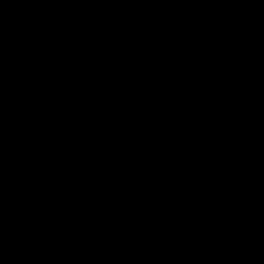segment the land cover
I'll return each instance as SVG.
<instances>
[{
  "label": "crops",
  "instance_id": "obj_1",
  "mask_svg": "<svg viewBox=\"0 0 264 264\" xmlns=\"http://www.w3.org/2000/svg\"><path fill=\"white\" fill-rule=\"evenodd\" d=\"M14 6L0 5V16ZM29 7L26 20L43 13V29L80 39L85 66L103 71L108 96L137 109L118 147L126 155L127 196L111 202L108 220L92 232L114 233L117 251L105 264H264V245L242 238L220 198L228 188L245 192L244 174L264 163V7H250L255 23L247 32L233 23L234 4L223 0H183L160 16L139 0L107 12L84 3L62 23L55 3ZM172 155L191 171L190 187L164 206L143 190L139 173ZM193 205L201 224L185 222ZM126 229L142 242L121 238ZM17 249L22 264H69L59 244Z\"/></svg>",
  "mask_w": 264,
  "mask_h": 264
},
{
  "label": "trees",
  "instance_id": "obj_2",
  "mask_svg": "<svg viewBox=\"0 0 264 264\" xmlns=\"http://www.w3.org/2000/svg\"><path fill=\"white\" fill-rule=\"evenodd\" d=\"M26 24L28 31H13L0 39V99L9 124L0 137V231L10 235L16 247L36 242L60 245L77 232L91 236L108 220L112 204L105 201L109 203L105 210L76 202L72 193L88 175L86 170L78 163L59 172L43 170L32 141L52 114L86 97L101 107L98 121L105 128V152L117 151L127 129L122 111L127 102L108 96L99 67L86 68L80 39L55 35L35 18Z\"/></svg>",
  "mask_w": 264,
  "mask_h": 264
},
{
  "label": "clouds",
  "instance_id": "obj_3",
  "mask_svg": "<svg viewBox=\"0 0 264 264\" xmlns=\"http://www.w3.org/2000/svg\"><path fill=\"white\" fill-rule=\"evenodd\" d=\"M9 0H0V5ZM44 0H15V6L0 16V39L7 38L16 32L28 31L26 18L29 17V5ZM57 5L56 18L62 23L66 12H76L79 4L87 3L90 7L103 12L114 8L123 0H47ZM183 0H139L143 8H147L154 16L170 14L178 3ZM234 4L231 18L240 32L250 31L255 21L249 19L250 7H264V0H223ZM136 8L133 11H143ZM34 10V9H33ZM35 20L47 22V17L40 13ZM124 116L131 121L137 119V109L131 103L122 104ZM101 107L93 100L84 98L71 107L51 115L49 122L42 128V133L35 136L32 148L35 160L47 172H59L70 169L75 163L83 167L88 175L81 178L75 185L72 197L76 202H91L107 210L109 203L105 201H121L127 196L129 182L125 168L124 150L105 152L103 121H98ZM5 106L0 99V137L4 136L9 124L4 119ZM139 119V118H138ZM81 126L82 129H81ZM79 134V135H78ZM78 144V148H77ZM103 169V174H98ZM247 179L246 191L241 193L228 188L220 193L222 207L233 216V228L242 238L252 239L264 245V163L251 173L244 174ZM140 184L145 192L152 193L164 206L178 201L189 190L191 171L175 155L167 160L159 161L150 171L140 169ZM103 217L98 218L102 220ZM185 222L201 224V216L195 206H191L184 216ZM111 231L94 233L89 237L84 232H77L61 241L59 248L69 264H105L107 258L116 251ZM128 241L142 242L134 229H126L118 234ZM87 240L80 246L79 241ZM0 264H22V256L15 240L0 231Z\"/></svg>",
  "mask_w": 264,
  "mask_h": 264
}]
</instances>
